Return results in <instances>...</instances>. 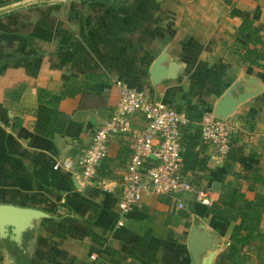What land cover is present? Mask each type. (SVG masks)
I'll use <instances>...</instances> for the list:
<instances>
[{"label":"crops","instance_id":"1","mask_svg":"<svg viewBox=\"0 0 264 264\" xmlns=\"http://www.w3.org/2000/svg\"><path fill=\"white\" fill-rule=\"evenodd\" d=\"M109 1L0 0V202L44 212L17 240L9 229L0 235V264H89L95 258L108 264H189L192 223L211 232L217 252L231 241V221L216 223L189 192L142 194L116 223L127 135L109 137L96 165L108 159L110 174L81 178L77 157L115 104L119 81L151 99L204 114L244 73L255 77L259 91L227 117L241 124L230 144L255 152L264 174V0ZM232 8L248 13L246 29H239L243 16ZM247 47L255 63L240 58ZM162 51V64L173 60L177 68L153 82L149 67ZM52 108L68 115L60 131L48 120ZM132 121L141 125L140 114ZM202 143L194 149L206 154L209 179L197 180L214 198L213 192L228 189L227 176L215 179L224 156L213 157L212 146ZM65 159L74 170L62 165ZM233 168L239 169L236 161ZM73 173L83 180L79 187ZM188 173L193 180V171ZM257 190L264 192V186ZM258 230L238 246L232 264L264 259V213Z\"/></svg>","mask_w":264,"mask_h":264},{"label":"built area","instance_id":"2","mask_svg":"<svg viewBox=\"0 0 264 264\" xmlns=\"http://www.w3.org/2000/svg\"><path fill=\"white\" fill-rule=\"evenodd\" d=\"M117 86V100L110 113L94 129L88 145L77 157L81 178L85 182L93 180L96 165L106 154L109 137L123 134L129 138V154L116 200L117 224L142 194L189 192L196 202L208 206L213 199L211 189L194 184L183 169L181 130L188 122L185 111L164 100L149 98L141 88L120 81ZM137 113L142 118L141 125L132 121ZM198 124L200 138L212 146L213 157L218 158L225 155L231 136L241 129L238 120L214 118L211 112L202 114ZM62 165L74 170L69 160H63Z\"/></svg>","mask_w":264,"mask_h":264},{"label":"trees","instance_id":"3","mask_svg":"<svg viewBox=\"0 0 264 264\" xmlns=\"http://www.w3.org/2000/svg\"><path fill=\"white\" fill-rule=\"evenodd\" d=\"M102 1L108 2L109 0ZM122 1L125 0H111L109 2L114 4ZM231 10L243 16L239 29H246L250 22L248 13L235 8ZM252 53V48L248 47L243 52H238L241 59L247 60L249 63H255L257 56H252ZM86 75L91 76L92 74L86 73ZM38 109L46 110L42 104L38 105ZM49 110L48 120L53 122L54 130L60 131L68 115L55 108ZM184 111L188 122L182 133L183 169L185 171H193L194 177L191 181L194 184H199L197 179H200V176L209 179L210 171V167L206 163V154L200 155L197 150L202 148L203 144L198 124L203 112L200 109L191 108H187ZM196 145L198 148L194 149ZM235 161L239 164V169L233 168ZM111 170L108 159H105V161L99 163L95 172L97 175H108ZM225 176H227L228 189L225 192H219L212 199L207 206V211L213 215L216 223L224 219L231 221L229 232L231 241L215 254L213 264H232V259L237 254L238 246L259 234L258 225L260 217L264 213V192L257 190V186H264V174L261 173L258 156L255 152L245 154L240 147L230 144L222 161V172L220 176H215V179L218 178L217 180L220 182ZM89 264L108 263L95 258ZM258 264H264V259L258 260Z\"/></svg>","mask_w":264,"mask_h":264},{"label":"water","instance_id":"4","mask_svg":"<svg viewBox=\"0 0 264 264\" xmlns=\"http://www.w3.org/2000/svg\"><path fill=\"white\" fill-rule=\"evenodd\" d=\"M164 61H166L165 51H162L151 63L149 74L153 82L163 76L171 77L175 74L177 64L170 60L165 66L162 64ZM243 80H235L216 98L211 109V115L214 118L225 119L234 111L238 103L256 94L261 88L260 83L253 76L244 73ZM56 136L58 135L56 134ZM72 180L74 185L78 187L83 184V180L75 173L72 174ZM216 183L213 181L212 188L214 190L217 189ZM43 214V211L31 206L0 202V235H5L9 229L10 237L17 240L18 234L30 224V220ZM217 247L216 239L209 230L196 223L190 225L186 235V248L190 257L189 264H212V258L217 253Z\"/></svg>","mask_w":264,"mask_h":264},{"label":"rangeland","instance_id":"5","mask_svg":"<svg viewBox=\"0 0 264 264\" xmlns=\"http://www.w3.org/2000/svg\"><path fill=\"white\" fill-rule=\"evenodd\" d=\"M233 114H237V113H233ZM229 117L230 116H233V115H228ZM207 143V142H206ZM209 144V143H208ZM213 150V149H212ZM213 153H214V150H213ZM200 179H199V181L202 183V182H204L203 181V179H205L203 176H200L199 177ZM227 189V187L225 188V190ZM219 192H221V191H217V193H215L214 194V192H213V196H214V198L217 196V194L219 193ZM204 207H205V205H204ZM206 208H207V206H206ZM192 210V209H191ZM219 250H221V248L219 247Z\"/></svg>","mask_w":264,"mask_h":264}]
</instances>
